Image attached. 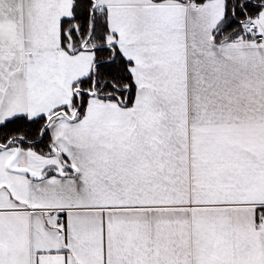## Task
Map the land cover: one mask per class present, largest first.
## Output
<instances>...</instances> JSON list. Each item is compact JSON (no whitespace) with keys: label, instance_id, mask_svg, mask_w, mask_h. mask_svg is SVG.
<instances>
[{"label":"snow or ice","instance_id":"1","mask_svg":"<svg viewBox=\"0 0 264 264\" xmlns=\"http://www.w3.org/2000/svg\"><path fill=\"white\" fill-rule=\"evenodd\" d=\"M0 264H264V0H0Z\"/></svg>","mask_w":264,"mask_h":264}]
</instances>
